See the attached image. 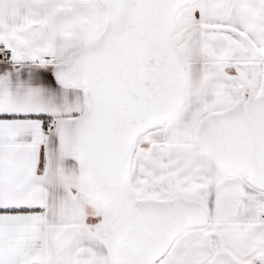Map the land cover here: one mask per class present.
Instances as JSON below:
<instances>
[{
	"label": "snow or ice",
	"instance_id": "obj_1",
	"mask_svg": "<svg viewBox=\"0 0 264 264\" xmlns=\"http://www.w3.org/2000/svg\"><path fill=\"white\" fill-rule=\"evenodd\" d=\"M0 264H264V0H0Z\"/></svg>",
	"mask_w": 264,
	"mask_h": 264
}]
</instances>
